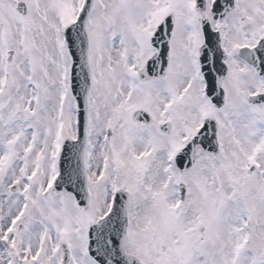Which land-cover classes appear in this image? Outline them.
<instances>
[{"label":"snow or ice","instance_id":"6c2138e0","mask_svg":"<svg viewBox=\"0 0 264 264\" xmlns=\"http://www.w3.org/2000/svg\"><path fill=\"white\" fill-rule=\"evenodd\" d=\"M0 264H264V0H0Z\"/></svg>","mask_w":264,"mask_h":264}]
</instances>
